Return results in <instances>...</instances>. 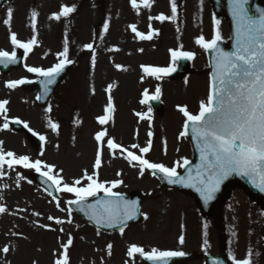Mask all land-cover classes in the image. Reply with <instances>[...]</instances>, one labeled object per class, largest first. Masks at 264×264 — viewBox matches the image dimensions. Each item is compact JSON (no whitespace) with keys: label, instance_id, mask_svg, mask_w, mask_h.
Returning a JSON list of instances; mask_svg holds the SVG:
<instances>
[{"label":"rangeland","instance_id":"374dc122","mask_svg":"<svg viewBox=\"0 0 264 264\" xmlns=\"http://www.w3.org/2000/svg\"><path fill=\"white\" fill-rule=\"evenodd\" d=\"M62 1H67V4H71V2L78 3L80 0ZM159 1L163 3L157 6V13L159 15L164 14L170 16L171 7L167 8L166 0ZM185 1L192 3L194 0ZM114 2L119 3L122 7L121 9L126 14H133V11L121 0H104V16L99 11L91 8L90 0H83L79 6L77 4L78 9L75 12L67 17H61L51 27L45 28L46 23H42L44 12L46 9L48 11L49 4H55V1L35 0L34 4L37 7V11H35L37 16L36 28L33 30L30 20L31 13L34 11L33 8H27L29 4H26L24 0H16L0 12V48L8 45L10 32L8 33L7 28H13L19 37L26 38L35 35V45L37 48L27 55L25 62L27 66L38 65L45 67L50 64H55L54 62L62 59V57H59V53L63 51L65 44H67L69 49V57L80 50H87L85 45L90 42L96 41L97 45L94 48H98L101 45L102 35L99 34V31L94 30V28L98 29L100 26H104L105 22H107V12L110 11L111 5ZM181 2L182 0L177 1V19L175 21H164L163 31L166 29V34L159 38L157 45L173 47L181 34L178 31L179 36L177 37V29H184L185 23L189 25L187 34L190 40L193 38V35L197 34L198 30H195L196 20L192 19V7L189 5L188 9H182L179 4ZM195 5L206 18L209 16V19L213 23L209 4L207 2L204 4L203 1L201 3V0H195ZM44 6H46L45 10ZM8 8L13 9V18L9 25H5L3 21L7 18ZM51 8H54V6L52 5ZM155 22L160 23L157 20ZM219 29L220 31L223 29L222 24L219 25ZM221 34L225 37L223 33ZM119 39L122 41L125 40L123 30L119 35ZM113 42L111 41V43ZM43 45H45V51L40 50L43 48ZM92 51H94L93 55L97 52L99 53V55L95 56V63L103 66L99 67V69L102 68L107 71L109 80L112 77L117 78L120 68H117L116 65L121 66V61H124L125 58L118 54L116 57H113V50L111 51L112 60L100 55L98 49H93ZM164 59H166V55ZM195 67L194 75L191 76V82L193 83L187 87V98L185 97L188 105L192 108H196L195 104L202 97L204 101L207 99L206 63L203 59L196 57ZM22 70H17L16 75L13 76L19 77L21 74H27L26 71L23 73ZM1 77H4V75ZM80 81L79 75L77 81H70V83L66 84L68 88L64 89V96L58 94L55 96L50 112L47 111L50 107H43L42 110L38 106V108H35V106L32 107L31 105H34L33 96L29 105L27 101L28 94L26 91H22L23 89H20L17 95L8 94L5 91L0 92V98L10 100L7 117H22L30 128H34L35 132L46 137L43 145L36 148L30 145L28 140L24 138V135L15 134L16 132L12 130L6 132L0 131V141H3L2 147L5 152L12 151L17 156L28 155L33 161L40 159L43 163L54 165L53 173L62 176L64 182L69 184L76 179H81L82 184H86L87 181L83 179L85 172L88 175H93L95 172L98 174L99 181H122L121 184L124 188L120 190H144L149 194L144 204V213L148 218H144L138 225L125 229L123 233L121 231L119 233L100 231L94 226L89 225L80 216L72 214L65 207V200L75 198L73 194L68 195L63 192L59 203L52 202L50 197L39 188L36 182L29 183L27 180L28 178L31 179L30 176L32 171H35L34 169L14 167L9 171H4L5 175L0 176V182H2L0 183V206L6 207L7 209L5 213H0V215L2 214L4 220L10 222L9 232L8 230H5L3 233L0 231V253L5 254L7 259L6 263L1 264H44L43 261L46 264H55L54 262L52 263V259L57 260L62 254L64 255V245L67 244L70 238L72 239V244L67 248L68 264H143L138 254L134 257L127 255V249L133 242L145 250L161 247L189 253L188 248H191L194 251V257L198 250L217 253L222 246V239H219L220 236L229 237L228 246L235 257L244 259L247 257L248 251L251 250L253 253L251 259H257L258 255L255 247L262 242V239L252 238L257 236L255 229L257 227L262 228L264 217L258 211L256 205L254 206L252 201L241 190L234 189L232 191L231 198L223 208L226 217V228L218 232L214 217H203L197 211V206L193 198L187 194L179 193V191H169L166 188L159 189V185L157 186L158 188H155L153 185H155V181L157 182V180L146 173L141 175L135 162L132 164L123 161L124 159L116 160L112 157L109 166L102 163L99 169H93L92 166L94 164L92 162V166L89 163V167L84 166L80 168V159L76 157L75 152H78L77 155L80 157L84 153L85 147L91 145L94 153V142L90 144L88 140L92 143L93 132L97 131L98 133V131L101 132L106 129V126L100 128L97 124L94 125L92 117L94 114L102 113L101 102L95 96L89 98L86 94V89H83L81 84H79ZM197 82L199 83L197 84ZM135 83H137L136 78ZM142 86L138 85V89H136L126 82V88L124 90L128 91L129 89L133 93H138ZM110 87L113 89L112 80ZM76 96L83 97L80 102H85L82 115L84 121L80 116H77L78 120L73 119L74 113L76 114L77 112L75 110H78L76 108ZM111 98H113V94H111ZM96 101H98L100 109L94 113L90 105ZM101 101H104V97L101 98ZM118 101H121V97ZM165 101H168L167 113H164L162 121L158 123L154 122L156 138L164 142H159L163 150L159 149L158 144V149L154 150L151 159L171 164L173 158H179V160L189 158L191 151L189 152L185 138L182 140L177 138L185 116H182L181 113L176 114L172 110L171 105L173 100L171 97L165 98ZM49 121L59 124L57 131L51 129ZM123 127L128 131L125 134H121L120 137L125 142L134 143L131 137L132 130H130L132 125L127 119L124 121ZM60 128L64 131L62 132L64 140L60 143L59 147ZM73 132H77L78 136L75 137L76 141L73 138ZM113 133L115 136L117 135L116 128L113 130ZM13 134L16 135L15 140H8ZM68 136L69 140L70 138L73 139L71 142H66ZM165 142L167 154H165ZM145 145H147V140L143 138L142 145L140 146L143 147ZM79 148H81L80 151ZM160 155L161 157L158 158ZM91 160L92 155L90 157ZM118 169H122L124 172H119L117 171ZM19 177H23V179H19ZM153 189L155 190L154 192ZM181 204H184L185 207H190L193 211L195 210L196 215L199 216L196 218L193 214L187 211L185 212L186 220L190 223L187 225L188 230L184 233L179 231L180 228L178 227V210L181 209ZM49 216L54 219L49 220ZM199 218L201 219V225H199ZM56 219H60L63 223L57 224L55 222ZM193 223L198 225L199 228L196 229ZM204 224L210 227L208 230L209 243L207 245L203 243L204 239L202 237L205 231ZM233 232L235 236H233ZM180 235H184L185 237V243L183 245L179 244ZM7 236L14 237L15 242L13 241L14 239H2ZM237 236L240 239H236ZM109 243L113 245L110 254L107 249ZM11 244L14 246V249H10L8 253H4L2 249L5 246L9 248ZM199 246L203 249L198 248ZM182 248L185 250H182ZM198 262L189 261L188 264H199ZM260 264H264V262Z\"/></svg>","mask_w":264,"mask_h":264},{"label":"snow or ice","instance_id":"6c2138e0","mask_svg":"<svg viewBox=\"0 0 264 264\" xmlns=\"http://www.w3.org/2000/svg\"><path fill=\"white\" fill-rule=\"evenodd\" d=\"M132 8L139 10L140 4L137 0H130ZM144 8L150 7V0H141ZM202 3V0H201ZM230 12L235 22V37L231 50H225L221 47L223 37L219 29L220 20L214 18V31L211 39L201 34L196 38L195 43L205 52L213 54L212 73L210 76L209 93L206 101H201L198 114H192L187 106H178L179 111L186 117L181 136H186L191 132L192 139L196 141L197 148L200 152V164L196 166L195 174L191 168H188L186 176L178 172V168H185L191 164L187 158L175 161L173 166H166L164 163L150 162L144 158V155H137L132 151L122 149L121 145L115 143L113 139L107 140V147L112 150L120 149L127 151L129 162H137L140 174L143 175L145 170H151L153 175L162 174V178L166 179L169 184H180L186 188H194L201 196L205 204H208L215 198V194L220 190L221 184L228 179L229 176L236 174L245 176L250 179L255 187L264 192V8L250 9L248 7L249 0H228ZM171 15L160 14L155 17H149V20L155 19L160 22L167 20L175 21L178 15L177 0H170ZM75 6H61L57 13H54L51 19L60 20L61 17H67L75 12ZM35 11L31 14V26L33 30L36 28ZM13 18V9L8 8L7 18L3 21L5 25H9ZM105 32L109 28V24H104ZM132 31L141 40H151L155 32L149 24V32L137 31L136 25L130 26ZM179 31V29H177ZM11 44L14 48L24 50L25 57L33 50L36 44L35 35L27 42H22L17 38V34L12 32L10 35ZM86 48L92 49V44L85 45ZM180 49L170 50L172 65L169 67H153L142 66L144 73L148 76H154L157 80L162 76H167L174 72V67L181 60H193L195 53L192 51ZM141 51H143L141 49ZM69 49L65 44L62 52L59 53V60L53 67L42 68L27 66L29 73H34L45 79L41 81V86L45 93L48 92V86L53 84L55 78L64 70L67 64L72 63L69 59ZM96 59L93 55L92 64L95 65ZM17 63V52L15 50H0V64L5 67L9 64ZM120 68V65H116ZM25 79L12 80L6 83V87L14 89L19 85L30 83ZM161 94L160 87H156L155 94L149 95L148 91L144 92V100H159ZM37 99H40L38 96ZM9 104L7 99L0 100V115H3L5 121L7 117V107ZM47 111H51L49 108ZM106 113L113 111L112 99L109 97ZM151 111V109H149ZM142 119L147 118L143 114L138 113ZM111 119L110 115L99 117L101 125L106 124ZM14 123H23L33 135H37L26 122L15 119ZM53 131L59 128L58 123L49 121ZM9 124L5 122L3 129H8ZM107 135L106 131L96 134L95 139L100 142ZM152 133L149 132V137ZM44 135H39L40 141H45ZM3 141H0V176L5 175L2 171L5 166L13 169L19 165L25 169H34L45 177L47 181L55 186L58 192L71 193L75 199L68 201L69 204L77 205L84 211L90 219H95L97 223L106 224L109 227L115 226L117 223L125 224L128 220L135 218L138 208L136 201L124 200L119 192L113 189L118 187L122 181L115 180L111 182H99L98 174L88 175L85 172L83 179L87 184H82L81 179L74 180L71 184L64 182L62 176L53 175L54 165L43 163L40 159L34 161L28 155L17 156L12 151L5 152ZM132 148H139L141 154H147L152 148V140L149 139L147 146L140 147L133 144ZM165 154L167 147L165 142ZM43 155V153H41ZM101 167V153L98 150L95 158L94 168ZM42 169H46L42 171ZM62 171V170H61ZM23 179V177H19ZM31 183V181H29ZM107 185V186H106ZM103 192L108 199L97 201L95 204H85L89 197H95L98 193ZM7 209L0 206V213H5ZM37 215H39L37 213ZM147 219V215H144ZM49 220L54 219L49 216ZM57 224L63 223L60 219H56ZM207 237L208 225H203ZM123 233L124 229H120ZM235 236V233H232ZM185 243L184 235H180L179 244ZM203 243L207 245L209 241L204 239ZM72 244V239L64 245L65 255L63 259H58L55 264H68L67 248ZM113 245L109 243L107 249L110 251ZM2 251L8 253L9 248L5 246ZM138 254L140 257L151 261L152 264H169V260L173 257H184L186 253L181 250H158L152 248L151 251H145L141 246L132 244L127 250L129 257ZM251 250L247 253L248 258L237 259L230 254L233 264H253ZM214 264H220L215 261Z\"/></svg>","mask_w":264,"mask_h":264},{"label":"bare ground","instance_id":"6f19581e","mask_svg":"<svg viewBox=\"0 0 264 264\" xmlns=\"http://www.w3.org/2000/svg\"><path fill=\"white\" fill-rule=\"evenodd\" d=\"M84 160H85V161H88V160H87V154L84 156ZM43 262H44V264H46L45 261H43ZM0 264H1V263H0Z\"/></svg>","mask_w":264,"mask_h":264}]
</instances>
